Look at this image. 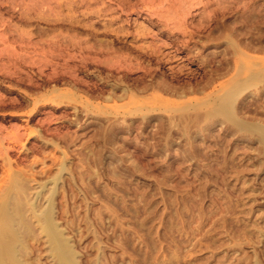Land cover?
<instances>
[{"label": "rangeland", "instance_id": "374dc122", "mask_svg": "<svg viewBox=\"0 0 264 264\" xmlns=\"http://www.w3.org/2000/svg\"><path fill=\"white\" fill-rule=\"evenodd\" d=\"M260 60L264 0H0V197L80 264H264V91L211 103Z\"/></svg>", "mask_w": 264, "mask_h": 264}, {"label": "bare ground", "instance_id": "6f19581e", "mask_svg": "<svg viewBox=\"0 0 264 264\" xmlns=\"http://www.w3.org/2000/svg\"><path fill=\"white\" fill-rule=\"evenodd\" d=\"M237 68L235 78L231 83L232 86H228V90L223 95L211 100L213 113L221 115L232 122L235 121V115H237L235 114L238 109L237 99L244 91L249 88H255L256 90L259 85L262 86L257 90L259 92L264 91V60L246 63ZM205 103L208 105L210 102ZM210 116H212V113ZM234 123L239 130L253 138L255 137L264 146L263 125L258 123L248 124L243 123V121ZM60 170L62 172V166ZM19 178L21 177L19 176ZM54 181L56 182V180ZM25 183L20 179H14L10 184L11 186L7 188L8 190L0 197V264H80L76 258V251L69 240L65 238L55 220L54 188L46 198V206L42 208L40 204H37L41 191H36L35 200L30 201L27 194L29 189ZM40 236L44 238V248L41 246L42 238ZM42 259H45V261L43 262Z\"/></svg>", "mask_w": 264, "mask_h": 264}]
</instances>
